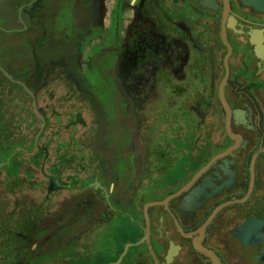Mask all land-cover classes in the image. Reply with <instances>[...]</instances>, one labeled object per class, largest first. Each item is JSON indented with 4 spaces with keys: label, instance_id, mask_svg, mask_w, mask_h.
Returning <instances> with one entry per match:
<instances>
[{
    "label": "flooded vegetation",
    "instance_id": "flooded-vegetation-1",
    "mask_svg": "<svg viewBox=\"0 0 264 264\" xmlns=\"http://www.w3.org/2000/svg\"><path fill=\"white\" fill-rule=\"evenodd\" d=\"M0 67V264H264V0H0Z\"/></svg>",
    "mask_w": 264,
    "mask_h": 264
},
{
    "label": "rangeland",
    "instance_id": "rangeland-1",
    "mask_svg": "<svg viewBox=\"0 0 264 264\" xmlns=\"http://www.w3.org/2000/svg\"><path fill=\"white\" fill-rule=\"evenodd\" d=\"M24 18V14L22 15ZM50 25H49V23ZM47 23V30H46V37H45V45L46 46V53L47 56L49 57V60H55V53L53 51V45L55 44L56 40L58 39L59 33L54 29V24H56V22L53 21V16L50 17V19H48ZM64 23H70V20L67 18V20H65ZM49 26V28H48ZM7 38L11 41V44L13 47L15 48H22L24 45V42L21 40V36L19 35H8ZM15 54V53H14ZM54 63H56L57 61H53ZM53 62H49V64H53ZM70 66L73 68L72 71L74 72L76 78L78 80L81 81L82 85L84 87H86V89L90 90V95L88 96V98L91 100L90 103V107L95 111V113L97 114V117L99 118V121L96 125H94L90 130H89V134H88V140L90 142V140L93 141V139L98 140L99 142L103 140L104 138V132L102 131V125L104 121H107L106 119V114L109 115V121L111 123V125L109 126L110 131H113L112 133V139L109 142L110 145L114 146L117 145V138H122V141L124 139H126V135L123 134L122 137H118V131H117V127H116V123L118 122L117 119V115H121L124 117V114L122 112H118V110H123L121 104H119L118 102V94L117 92H115V87H113L112 83H108L106 82V80L102 77V72H101V67L100 66H96L93 68V71L88 70L87 72V76L89 77V81L87 79V81H85V79L81 78L77 72L78 67H76V65L73 63H70ZM53 65H46L43 67L44 69V73H48V72H52L53 70ZM9 69H11L12 71H16L15 67L10 66ZM9 70V71H11ZM11 71V72H12ZM13 73V72H12ZM46 91H52L53 93H55V91H61V92H65L64 87H62L60 82L55 83L53 86H50L48 89H46ZM110 91L111 94L108 92ZM115 92V94H114ZM66 93H64L63 95H65ZM57 96H59V94H57ZM95 98V99H94ZM52 101V99H46L45 100V104L48 105L49 102ZM54 103V102H53ZM68 102L65 104H60L61 107H67L68 106ZM6 105V109L4 110L3 106ZM8 109V105L5 104V102H3L2 100L0 101V123H5V119L3 118V115H5V111H7ZM7 115V114H6ZM2 118V119H1ZM88 118V117H87ZM88 120V119H87ZM125 121L123 122H133L132 119L127 115V117L124 119ZM52 121L55 122V119L52 118ZM60 122H67L65 115H63L62 121ZM118 126V125H117ZM127 129L120 131V135L121 133L125 132ZM2 128L0 125V144H4L5 141L4 139V135L1 132ZM17 131V136L12 132V130L8 133V138L10 139H14L13 141H17L19 142V140L25 139V132L23 129H20V127L16 128ZM116 131V132H115ZM81 132H83V130L77 131V137H80ZM63 137L62 139H67V132L65 130H62ZM3 150H1L0 148V155H3L4 153H2ZM6 158L4 156V158L0 159V163L5 161ZM9 167V165H8ZM10 169V168H9ZM14 170V169H13ZM30 177V176H28ZM3 181V180H2ZM1 182V181H0ZM5 185V184H3ZM0 197H2L0 195ZM65 251V250H64ZM46 260L44 262V260H42L41 262H44V264H47ZM40 262V263H41ZM38 263V262H37Z\"/></svg>",
    "mask_w": 264,
    "mask_h": 264
},
{
    "label": "water",
    "instance_id": "water-1",
    "mask_svg": "<svg viewBox=\"0 0 264 264\" xmlns=\"http://www.w3.org/2000/svg\"><path fill=\"white\" fill-rule=\"evenodd\" d=\"M0 70L3 71V73L6 75V76H9V74L7 72H5L2 67H0ZM10 77V76H9Z\"/></svg>",
    "mask_w": 264,
    "mask_h": 264
}]
</instances>
